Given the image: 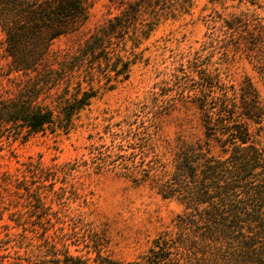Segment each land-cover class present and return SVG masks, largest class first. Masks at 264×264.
I'll return each instance as SVG.
<instances>
[{"label":"rangeland","instance_id":"rangeland-1","mask_svg":"<svg viewBox=\"0 0 264 264\" xmlns=\"http://www.w3.org/2000/svg\"><path fill=\"white\" fill-rule=\"evenodd\" d=\"M131 1L142 9L106 42L110 58L115 53L129 61L127 76L107 74L106 52L75 61L90 36ZM260 5L264 0H86V22L53 42L46 72L0 76V102L29 100L27 82L41 76L59 80L32 91L35 106L53 108L54 99L79 86L94 91L63 129L47 126L22 139L25 131L16 138L18 131L0 127V260L26 257V249L45 238L87 258L97 251L129 261L146 253L183 209L176 199L162 197L153 181V175L164 179L171 171L165 141L202 135L199 114L188 103L197 80L189 67L225 83L248 76L264 103V80L254 64L236 59L225 68L217 43L220 18L246 13L264 20ZM146 24L151 30L144 37ZM68 62L76 67L58 69ZM85 77L93 81L87 84ZM252 130L264 147V132Z\"/></svg>","mask_w":264,"mask_h":264},{"label":"trees","instance_id":"trees-1","mask_svg":"<svg viewBox=\"0 0 264 264\" xmlns=\"http://www.w3.org/2000/svg\"><path fill=\"white\" fill-rule=\"evenodd\" d=\"M238 1L258 4L260 0ZM140 9L136 1L126 3L122 14L82 45L75 61L100 58L106 52L107 74L116 80L125 78L129 61L115 53L110 58L106 42ZM87 18L86 0H0V61H4L0 76L46 72L53 42L78 31ZM219 22L222 65L227 68L236 59H245L264 80V20L239 13ZM141 30L146 37L151 28L146 24ZM74 67L70 62L58 65V69ZM189 68L197 80L188 103L199 114L202 135L192 141L180 136L165 141L171 171L164 179L153 175L160 195L183 205L171 226L158 233L146 253L129 261L97 251L92 258L73 255L64 243L57 248L45 238L36 247L31 244L26 257H11L9 264H264V147L256 143L252 130L254 126L256 133L264 132V103L248 76L225 83L217 74ZM40 78L27 82L29 100L0 102V127L20 131L16 138L22 131L25 139L47 126L63 129L94 96L90 88L79 86L74 94L65 92L62 99H54L53 108L35 106L32 91L40 85L55 86L52 82L59 80ZM86 79L87 84L93 81ZM8 256L1 255L0 264Z\"/></svg>","mask_w":264,"mask_h":264}]
</instances>
